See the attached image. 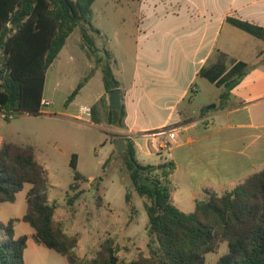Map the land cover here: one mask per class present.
<instances>
[{
	"label": "trees",
	"instance_id": "trees-1",
	"mask_svg": "<svg viewBox=\"0 0 264 264\" xmlns=\"http://www.w3.org/2000/svg\"><path fill=\"white\" fill-rule=\"evenodd\" d=\"M95 0H0V114L4 121L27 114L39 115L46 72L57 59L68 37L78 30L89 55L95 58L101 79L108 93L119 89L113 73L114 55L96 45L100 31L92 25ZM226 22L264 43V27L236 18ZM252 69L238 61L230 68L224 58L200 69L198 76L222 88L218 108L232 98V90ZM86 81V79L84 80ZM83 83L70 94L72 101ZM94 109L91 108L93 116ZM107 123L121 127L126 116L107 107ZM202 112H207L204 107ZM125 166L136 194L148 199L147 255L135 260L117 257L114 240L106 238L91 256L78 252L79 238L56 227L57 205L50 201V181L46 170L37 162L31 146L6 141L0 146V203H13L25 184L26 211L21 220L32 228V241L62 256L68 264H205V257L227 244V252L215 264H264V170L251 174L232 190L217 194L205 191L203 200H196L194 210L184 213L173 205L168 177L175 170L173 162L158 169L141 164L133 141H127ZM105 165V164H104ZM103 165V166H104ZM74 170L66 194L68 206L81 195L79 183L84 180L77 171V155L72 154ZM160 173V177L153 175ZM100 179V178H99ZM101 180V179H100ZM126 204L130 195L125 194ZM0 221V264H25L24 252L28 235L15 236L14 223Z\"/></svg>",
	"mask_w": 264,
	"mask_h": 264
},
{
	"label": "crops",
	"instance_id": "crops-1",
	"mask_svg": "<svg viewBox=\"0 0 264 264\" xmlns=\"http://www.w3.org/2000/svg\"><path fill=\"white\" fill-rule=\"evenodd\" d=\"M138 4L136 58L142 69L129 87L121 88L120 83L126 111L121 128L132 139L136 155H170L160 156L156 166L174 163L168 177L171 200L188 213L196 200L205 199V191H230L264 170V43L247 39L226 22L231 17L264 27V0H139ZM238 50L241 56L233 54ZM222 58L228 68L243 61L252 69L223 108L214 99L217 106L202 112L205 104L195 105L201 91L194 84L207 80L198 73ZM107 98L108 93L102 92L98 100L105 99L106 105ZM170 130L175 132L173 139Z\"/></svg>",
	"mask_w": 264,
	"mask_h": 264
},
{
	"label": "rangeland",
	"instance_id": "rangeland-1",
	"mask_svg": "<svg viewBox=\"0 0 264 264\" xmlns=\"http://www.w3.org/2000/svg\"><path fill=\"white\" fill-rule=\"evenodd\" d=\"M138 3L139 0H95L92 5V25L101 32L96 37V45L114 55L112 69L121 88L132 85L136 75L139 79L138 72L142 69L136 58L138 39L134 16ZM235 31L257 41L240 30ZM235 52L233 54H243L242 50ZM79 83H83L82 88L72 101H68ZM194 85L201 91L195 105L204 103L205 108L210 109L217 106L214 99L219 100L221 90L205 80H198ZM102 92L105 89L100 69L95 58L83 46L78 30H75L46 72L40 114H21L10 122L4 121L0 114V139H4L2 143L9 141L33 147L36 160L46 170L50 181V201L57 205L55 226H62L65 232L78 236L81 255L91 256L110 237L114 240L117 257L130 261L147 255L144 204L149 201L138 196L132 187L124 156L126 143L132 139L121 127L107 123L109 96L108 103L103 105L105 99L98 100ZM191 94L192 91L189 92ZM82 106L93 108L94 118L91 113L89 116L80 114ZM117 143L124 146L120 152L116 151ZM72 154L77 155V171L84 180L79 183L81 195L72 206H68L66 194H74L68 190L74 173L70 167ZM160 156L170 157L167 152L148 157L136 155L141 164L155 166L161 161ZM153 175L160 177L158 171ZM29 188L30 185L25 184L13 203H0L2 223L18 219L14 223L16 237L32 233L29 224L21 220L26 211L25 195ZM126 192L130 195L129 204L125 202ZM178 208L186 209L182 204H178ZM226 252L227 244H220L216 252L206 255L205 264H215ZM24 263L68 264L62 256L32 240L24 252Z\"/></svg>",
	"mask_w": 264,
	"mask_h": 264
},
{
	"label": "water",
	"instance_id": "water-1",
	"mask_svg": "<svg viewBox=\"0 0 264 264\" xmlns=\"http://www.w3.org/2000/svg\"><path fill=\"white\" fill-rule=\"evenodd\" d=\"M108 101H109V106L111 110L113 111H120L121 109V92L119 89H114L108 92ZM215 106H213L214 108ZM207 109H210V107H207ZM121 148L124 149V146L121 145L120 143H117L116 151L120 152ZM163 165L157 166L158 169L162 168Z\"/></svg>",
	"mask_w": 264,
	"mask_h": 264
},
{
	"label": "built area",
	"instance_id": "built-area-1",
	"mask_svg": "<svg viewBox=\"0 0 264 264\" xmlns=\"http://www.w3.org/2000/svg\"><path fill=\"white\" fill-rule=\"evenodd\" d=\"M45 104H47V102H45ZM79 113L82 114V115H87L89 116L90 113H91V109L89 107H86V106H82L79 110ZM168 135L170 138H174L175 137V132L174 130H170L168 131Z\"/></svg>",
	"mask_w": 264,
	"mask_h": 264
}]
</instances>
